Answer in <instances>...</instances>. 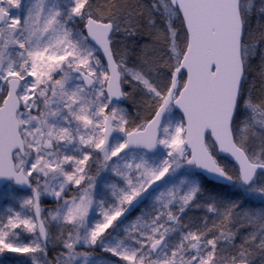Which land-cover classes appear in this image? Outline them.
Here are the masks:
<instances>
[{"label":"snow or ice","instance_id":"snow-or-ice-1","mask_svg":"<svg viewBox=\"0 0 264 264\" xmlns=\"http://www.w3.org/2000/svg\"><path fill=\"white\" fill-rule=\"evenodd\" d=\"M0 264H264V0H0Z\"/></svg>","mask_w":264,"mask_h":264},{"label":"rangeland","instance_id":"rangeland-1","mask_svg":"<svg viewBox=\"0 0 264 264\" xmlns=\"http://www.w3.org/2000/svg\"><path fill=\"white\" fill-rule=\"evenodd\" d=\"M6 195H7V190L4 187L0 193V207H2L5 203H7Z\"/></svg>","mask_w":264,"mask_h":264},{"label":"water","instance_id":"water-1","mask_svg":"<svg viewBox=\"0 0 264 264\" xmlns=\"http://www.w3.org/2000/svg\"><path fill=\"white\" fill-rule=\"evenodd\" d=\"M3 186H4V185H3L2 183H0V190L3 188Z\"/></svg>","mask_w":264,"mask_h":264}]
</instances>
